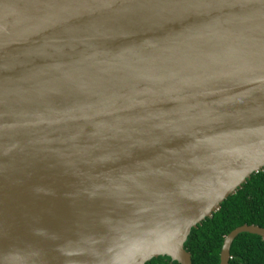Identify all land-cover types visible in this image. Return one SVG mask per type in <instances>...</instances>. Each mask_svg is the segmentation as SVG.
<instances>
[{"label":"water","instance_id":"obj_1","mask_svg":"<svg viewBox=\"0 0 264 264\" xmlns=\"http://www.w3.org/2000/svg\"><path fill=\"white\" fill-rule=\"evenodd\" d=\"M261 170L264 0H0V264H193Z\"/></svg>","mask_w":264,"mask_h":264},{"label":"trees","instance_id":"obj_2","mask_svg":"<svg viewBox=\"0 0 264 264\" xmlns=\"http://www.w3.org/2000/svg\"><path fill=\"white\" fill-rule=\"evenodd\" d=\"M243 224L264 227V170L254 173L221 208L202 224L192 228L184 246L193 264H220L224 238ZM146 264H179L168 256H159ZM229 264H264V238L240 233L230 249Z\"/></svg>","mask_w":264,"mask_h":264}]
</instances>
